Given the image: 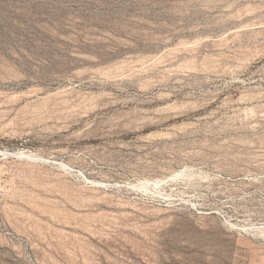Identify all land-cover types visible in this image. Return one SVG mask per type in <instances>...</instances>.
<instances>
[{"label": "rangeland", "instance_id": "rangeland-1", "mask_svg": "<svg viewBox=\"0 0 264 264\" xmlns=\"http://www.w3.org/2000/svg\"><path fill=\"white\" fill-rule=\"evenodd\" d=\"M254 37L264 0H0V264H264V63L210 75Z\"/></svg>", "mask_w": 264, "mask_h": 264}, {"label": "bare ground", "instance_id": "bare-ground-1", "mask_svg": "<svg viewBox=\"0 0 264 264\" xmlns=\"http://www.w3.org/2000/svg\"><path fill=\"white\" fill-rule=\"evenodd\" d=\"M251 27H252L251 25H246L243 29H240V30L238 29L237 31L241 32V31H244V30H248ZM237 34H239V33H237ZM257 38L258 37H256L255 39L252 40V42H255L254 43L255 44L254 45V47H255L254 50L250 49V47L249 48L246 47L245 49H241V50H237L236 51L237 52L236 54H238V58H237L236 64H231V60L229 59L230 57L228 58V57H226L224 55H221L218 58H216L217 62L214 63L215 65H213V67H212L214 70L212 71V73H210V75H212V76L216 75L217 77L222 78V79L223 78H225V79L229 78L230 80H232V82H234V83L238 82L239 84H243V85H249L250 86V85L255 84L256 83L255 77H249V78L245 79L244 76H245L246 73H248L249 69L252 68L258 62L264 63V45L263 44L261 45V43L260 44H256L259 41V38L258 39ZM231 58L233 59V57H231ZM224 63H226L225 66L222 67L223 65H221L222 68L219 69L220 68L219 67L220 64H224ZM149 71H150V68L149 69L140 70V71L136 72L135 74H133V76H142V75L148 74ZM192 71L193 70H191L189 72H192ZM177 72L178 71H176V73ZM185 72L189 73L188 70L185 71ZM209 72H210V70H204L203 73L208 74ZM176 73H174L173 76L176 75ZM180 74L181 73H179V76H180ZM184 74H186V73H183V75ZM194 74H195V72H194ZM209 80H211V79H209ZM153 87H154V85H153ZM262 96L263 95L260 94V92L252 95V97L254 99H258V98L261 99ZM164 98H169V95H164Z\"/></svg>", "mask_w": 264, "mask_h": 264}]
</instances>
